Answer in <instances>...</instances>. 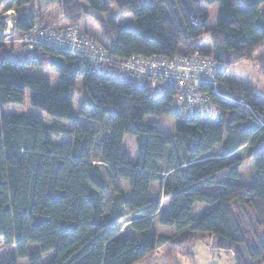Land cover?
<instances>
[{"label":"trees","instance_id":"16d2710c","mask_svg":"<svg viewBox=\"0 0 264 264\" xmlns=\"http://www.w3.org/2000/svg\"><path fill=\"white\" fill-rule=\"evenodd\" d=\"M41 1L0 0L3 13L31 14L8 35L0 21V240L16 250L0 264H136L161 246L208 237L236 264H264V238L252 249L232 208H252L264 234V98L224 83L232 54L250 58L264 45V0H45L74 27L89 10L129 7L136 30L98 20L100 41L115 58L183 56L220 65L218 95L198 86L217 114L189 120L172 111L181 86L142 84L114 65L96 72L76 55L30 46L27 35L51 25L37 15ZM213 4L219 10L210 29L202 6ZM44 67L59 76L54 90L27 73ZM151 88L163 95L154 98ZM28 90L29 112L13 113ZM128 213L137 217L124 227Z\"/></svg>","mask_w":264,"mask_h":264},{"label":"rangeland","instance_id":"374dc122","mask_svg":"<svg viewBox=\"0 0 264 264\" xmlns=\"http://www.w3.org/2000/svg\"><path fill=\"white\" fill-rule=\"evenodd\" d=\"M81 2L84 3L83 0H81ZM5 5L6 3L0 7V21L5 20L8 25L13 26L14 22L18 21V19L27 21L31 16L28 8H23L20 12L10 11L8 13H3ZM110 6V11L106 13H98L89 10L88 13L83 16L78 27L83 33L97 37L101 41L103 40L99 29V19L106 21L114 20L124 27L136 30V23L129 7L118 8L115 4H111ZM261 9H264V5ZM218 10L219 4L202 6L203 13L208 16L207 26L210 29H214L216 27ZM37 15L46 22L50 21V28L52 29L74 27L70 26L63 18L62 10L59 5H52L45 0H42L39 3ZM10 33L11 30L8 28L5 34L8 35ZM231 57L233 64L225 73L224 83L249 88L253 90L254 93L264 98V45L256 50L250 58L233 54ZM27 73L28 75L45 79L50 83L53 90L60 84L58 74L48 68H28ZM119 75L123 76V73L121 72ZM81 91L82 81L78 80L76 86L72 89V93L77 96ZM150 93L154 98H158L163 95V90L151 88ZM30 99L31 92L28 90L26 91L25 102L22 109H16L12 112L15 114H20V112L28 113L31 108ZM78 106V102H76L75 108L77 109ZM125 146L127 153L131 156L132 152L128 144L126 143ZM249 172L250 166L246 163L241 170L243 181L246 180ZM219 178L222 181L226 179L224 176H220ZM158 190L159 189L156 187V190L153 192H156L157 194ZM215 190L216 189H211V191ZM160 202L162 210L164 205L163 196L160 197ZM232 208L239 214L242 223L249 230L248 239L250 247L257 250V245L262 242L264 234L262 229H260L257 225V219L254 211L252 208L243 209L237 204H234ZM136 217V214H126L122 220V225L126 227L133 220H135ZM158 231L159 229L156 222V224L152 227V233H157ZM211 246L212 244L209 237L206 240L200 239L195 243L191 242L184 247H174L171 244H167L159 247L153 254L145 257L136 264H236L235 256L232 252H218L216 249L211 248ZM0 252V262L12 259L16 256L15 247L6 245L2 240H0Z\"/></svg>","mask_w":264,"mask_h":264},{"label":"built area","instance_id":"2783aa9c","mask_svg":"<svg viewBox=\"0 0 264 264\" xmlns=\"http://www.w3.org/2000/svg\"><path fill=\"white\" fill-rule=\"evenodd\" d=\"M12 27L9 25V30ZM26 40L30 46L44 45L76 55L96 72H103L106 65H114L126 77L142 84L150 83L161 88L181 86L182 92L177 95L172 111L184 119H204L217 114L210 95L198 91V86L209 85L218 95L217 76L222 70L218 64L183 56L166 58L134 55L128 59H118L100 39L83 33L79 27L52 29L36 26Z\"/></svg>","mask_w":264,"mask_h":264}]
</instances>
